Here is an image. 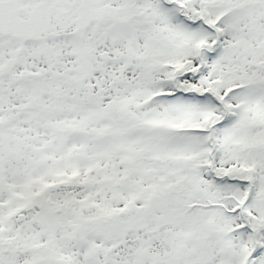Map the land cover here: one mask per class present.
<instances>
[{
  "label": "snow or ice",
  "instance_id": "obj_1",
  "mask_svg": "<svg viewBox=\"0 0 264 264\" xmlns=\"http://www.w3.org/2000/svg\"><path fill=\"white\" fill-rule=\"evenodd\" d=\"M0 264H264V0H0Z\"/></svg>",
  "mask_w": 264,
  "mask_h": 264
}]
</instances>
